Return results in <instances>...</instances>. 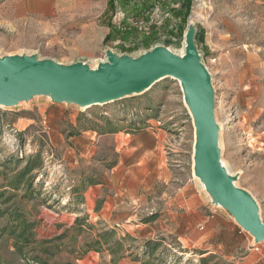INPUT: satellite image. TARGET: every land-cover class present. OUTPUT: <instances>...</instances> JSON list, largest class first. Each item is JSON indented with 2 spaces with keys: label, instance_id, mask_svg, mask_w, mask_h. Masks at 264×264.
<instances>
[{
  "label": "rangeland",
  "instance_id": "obj_1",
  "mask_svg": "<svg viewBox=\"0 0 264 264\" xmlns=\"http://www.w3.org/2000/svg\"><path fill=\"white\" fill-rule=\"evenodd\" d=\"M33 1L0 0V59L95 68L107 50L178 51L192 17L221 158L264 220V0H191L186 22L163 0L147 22L107 0L106 26L96 12L38 13ZM194 144L191 107L171 76L107 103L32 93L0 105V264H264V240L211 203Z\"/></svg>",
  "mask_w": 264,
  "mask_h": 264
},
{
  "label": "water",
  "instance_id": "obj_2",
  "mask_svg": "<svg viewBox=\"0 0 264 264\" xmlns=\"http://www.w3.org/2000/svg\"><path fill=\"white\" fill-rule=\"evenodd\" d=\"M195 36L194 25L187 52L183 56L174 55L163 45L136 57L107 50L105 56L109 61L101 59L95 68L85 63L63 64L54 60L38 61L32 56L19 55L22 56L20 58L15 54L7 55L0 59V102L3 105H13L25 95L47 93L50 96L49 90H54L59 95L69 97L51 96L55 99L89 106L140 92L135 90L152 85L163 77L174 76L181 79L195 123V175L211 203L229 210L235 220L251 232L257 241L264 240V220L260 215L259 205L256 210L251 207L249 197L253 195L238 184L235 185L233 182L237 181V176L229 175L219 164L218 156L220 160L222 158L219 130L216 132L213 125L215 94L212 76L202 62ZM198 172L207 179L210 188L214 189V195ZM220 200L222 204L219 203Z\"/></svg>",
  "mask_w": 264,
  "mask_h": 264
},
{
  "label": "crops",
  "instance_id": "obj_3",
  "mask_svg": "<svg viewBox=\"0 0 264 264\" xmlns=\"http://www.w3.org/2000/svg\"><path fill=\"white\" fill-rule=\"evenodd\" d=\"M97 4L96 0H35L32 2L34 8L30 9L38 13L52 11V14L66 12H77L79 14L83 12H96L99 23L106 26L108 24V11H110L107 10V0L104 1V5L100 10L96 7ZM119 11L121 12V8Z\"/></svg>",
  "mask_w": 264,
  "mask_h": 264
},
{
  "label": "trees",
  "instance_id": "obj_4",
  "mask_svg": "<svg viewBox=\"0 0 264 264\" xmlns=\"http://www.w3.org/2000/svg\"><path fill=\"white\" fill-rule=\"evenodd\" d=\"M115 1L117 0H109V7L112 9H115ZM163 8L167 10V12H171L175 14V16L179 17L183 22H186V18L190 12V5L191 0H163ZM123 8L126 10L127 14L131 15H137V16H144L146 22L148 19V12L149 10L154 6L153 0H119ZM178 6L175 7L173 4H177ZM173 5V6H172ZM147 12V13H146ZM126 20V19H125ZM128 27H126L127 32L126 34H129L130 32L133 33V29H137V26H135L132 23H128ZM183 29H181L182 32ZM108 37V36H107Z\"/></svg>",
  "mask_w": 264,
  "mask_h": 264
},
{
  "label": "bare ground",
  "instance_id": "obj_5",
  "mask_svg": "<svg viewBox=\"0 0 264 264\" xmlns=\"http://www.w3.org/2000/svg\"><path fill=\"white\" fill-rule=\"evenodd\" d=\"M194 25H195V21H194V20L192 19V17H191V19L189 20L188 25H187V27H186V30H185V33H184L183 44H182V47L180 48V50H178V51H174V50H171L170 48H168V50H170L174 55H178V56H183V55H185V53L187 52V48H188L189 36H191L192 33H193V31H194ZM15 55H17V56L20 57V58L22 57V56H19V54H15ZM15 55L10 54L9 56H15ZM110 56H112V55H109V57H110ZM116 57H117V58H122V57H120V56H116ZM100 60H101V59H100ZM102 61H104V62H108V61H109V58H108L107 56H105V57L103 58ZM173 77H174V76H173ZM174 78L177 79V80L179 81V84H180V85H183V81H182L181 79H178V78H176V77H174ZM150 86H151V85H145L144 87H142V88H140V89H138V90H135V91H142V90H145V89L149 88ZM135 91H134V92H135ZM49 92H50V96L59 97V98H61V97L69 98V97H67V96L57 94L54 90H49ZM2 103H3V102H0V105H1ZM213 125H214V129L216 130V132H218V130H219L220 127H218L219 125H218L217 123H215V119H214ZM194 145H195V144H194ZM218 150H219V149H218V141H217V152H218V154H219V151H218ZM218 160H219V164H220L221 168H223V169L226 171V173H228L229 175L233 176L234 173H233V171L231 170V168L228 166V164L226 163V161H225L224 159H221V160H220L219 156H218ZM198 174H199V177L201 176L200 178H202V180L205 182L206 187H208L209 190H210V192L214 195L215 191H214V189L210 188V184H209V182L207 181V179H206L202 174H200V172H198ZM235 174H236V173H235ZM233 183H234L235 185L238 184L237 181H234ZM219 203L222 204L223 202L220 200ZM249 203H250L251 207H252L253 209L256 210L258 204L256 203V200H255L253 197H251V196L249 197ZM256 212H257V211H256Z\"/></svg>",
  "mask_w": 264,
  "mask_h": 264
}]
</instances>
